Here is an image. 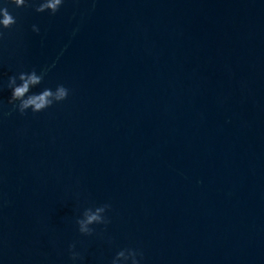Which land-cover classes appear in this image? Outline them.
Returning <instances> with one entry per match:
<instances>
[{"label": "water", "instance_id": "1", "mask_svg": "<svg viewBox=\"0 0 264 264\" xmlns=\"http://www.w3.org/2000/svg\"><path fill=\"white\" fill-rule=\"evenodd\" d=\"M42 2L0 0L17 20L0 103L33 69L37 94H71L0 115V264H72L73 242L82 264L124 247L142 264H264V0ZM105 203L107 230L82 236Z\"/></svg>", "mask_w": 264, "mask_h": 264}, {"label": "clouds", "instance_id": "2", "mask_svg": "<svg viewBox=\"0 0 264 264\" xmlns=\"http://www.w3.org/2000/svg\"><path fill=\"white\" fill-rule=\"evenodd\" d=\"M13 3H16L18 7H31L30 5H25V0H13ZM61 7H63V0H43L36 7V12L45 13L50 10L52 14H56ZM16 24V17L7 8L0 9V37L4 38V30L12 29ZM32 27L38 34L40 33L39 27L35 25ZM76 31H79V29L77 28ZM46 74V70L37 72L33 69L32 71H21L17 75L9 77L6 89L10 93L7 100V106H10V110L4 111L3 109L6 106L0 103V115L11 116L13 113H19L23 116L29 112L38 114L47 111L53 105L66 101L71 94V90L63 84L58 85L55 91L44 89L39 94L34 91L43 83ZM111 207V204L105 203L94 208H88L78 221V232L82 236L91 237L98 234L96 226L100 225H103L106 231L107 225L111 223L108 215ZM109 242H111L110 239ZM68 252L72 264H82L84 255L78 250L76 242L69 245ZM143 260L144 253L140 248L124 247L112 257L110 264H142Z\"/></svg>", "mask_w": 264, "mask_h": 264}]
</instances>
